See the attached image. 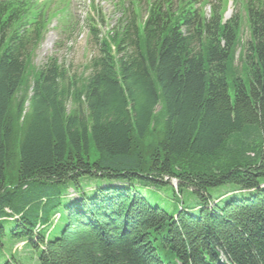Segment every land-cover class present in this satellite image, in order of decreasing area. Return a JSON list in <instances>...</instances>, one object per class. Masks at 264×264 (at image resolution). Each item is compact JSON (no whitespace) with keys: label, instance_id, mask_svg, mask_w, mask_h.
Wrapping results in <instances>:
<instances>
[{"label":"trees","instance_id":"trees-1","mask_svg":"<svg viewBox=\"0 0 264 264\" xmlns=\"http://www.w3.org/2000/svg\"><path fill=\"white\" fill-rule=\"evenodd\" d=\"M130 2L77 78L34 62L61 10L0 0V264H264V0L240 66L238 15Z\"/></svg>","mask_w":264,"mask_h":264},{"label":"rangeland","instance_id":"rangeland-1","mask_svg":"<svg viewBox=\"0 0 264 264\" xmlns=\"http://www.w3.org/2000/svg\"><path fill=\"white\" fill-rule=\"evenodd\" d=\"M131 0H55V7L52 11L62 8L59 14L53 15L48 24V30L44 35V39L39 45L34 62L37 66H41L47 62L49 57L56 58L60 64L64 65L69 70V75H75L77 78L80 76H87L90 73V63L92 58L98 54V49L95 44V34L92 28L95 27L99 38L104 36L109 31H113L118 26L120 20L124 19L123 14L128 7V12L132 9ZM213 4L220 6L224 0H210ZM145 2V0L143 1ZM142 2V4H144ZM54 3V4H55ZM124 5V6H123ZM142 16L146 18L147 13L144 11L142 5ZM243 5L241 2L234 5L230 1L225 20L231 18L233 14L238 13L242 19L241 43L236 52V64L240 66V54L243 50L241 44H246L250 40V33L247 29L245 14L242 10ZM67 9L68 12H63ZM226 11V9H225ZM205 12L210 14V7H206ZM52 13V12H50ZM246 13V12H245ZM242 16V17H241ZM126 22L122 21V25ZM111 34V32H109ZM174 184V182H173ZM172 184V185H173ZM174 187L176 185H173ZM93 188L97 184H92ZM241 190V187L236 184H225L218 187L210 188L209 193L217 201L221 200L226 194L233 191ZM71 197H75V192L71 189ZM148 192L151 196L153 193ZM185 204H192L197 199L194 193L188 189L183 191ZM215 201V202H217ZM182 203H174L172 207L178 209ZM9 247V246H8ZM7 246L4 248L7 254L18 253L20 256L25 257L27 254L24 248V242L17 243L13 249ZM2 252V251H1ZM0 252V254H2Z\"/></svg>","mask_w":264,"mask_h":264}]
</instances>
